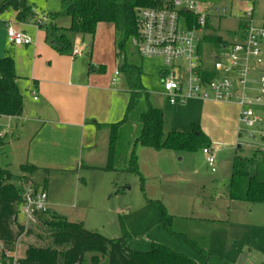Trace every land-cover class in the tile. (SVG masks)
Listing matches in <instances>:
<instances>
[{"label":"rangeland","instance_id":"374dc122","mask_svg":"<svg viewBox=\"0 0 264 264\" xmlns=\"http://www.w3.org/2000/svg\"><path fill=\"white\" fill-rule=\"evenodd\" d=\"M4 1L0 0V6ZM201 1H204L202 12L209 14V22L212 26L206 33L214 38L221 37L229 44L237 41V33L241 32L240 22L242 24L248 19L246 12L251 6H255V21L260 19L264 10V0ZM31 3L36 11L46 15L61 12L59 24H69L62 0H31ZM224 9L226 11H223ZM9 21L15 22L13 8L0 13V58L14 56L17 74L22 77L20 89L25 105L29 110L34 111L41 101L33 100L27 88L29 80L31 78L40 80V75H44L43 79L47 80L50 69L59 65L66 66L69 60L65 59L56 63L60 55L56 53L51 40H45V28L36 25H29L27 31L36 38L37 45L22 49L14 48L7 38ZM32 21L33 19L30 23ZM65 25L62 27H67ZM111 32L101 26L94 40L91 36L83 39L78 34H67L72 43L69 56L82 62L86 68L91 67L89 64L91 62L94 65L93 68L95 65L98 68L96 71L100 68L105 70L106 66V72L101 73L97 78L101 87H107V81H111L116 70L114 40ZM87 46L89 53L93 52L92 60L87 53ZM128 46H130L129 43ZM229 55V48H223V45L215 40L204 44L203 56L205 63L209 66H212L215 61L225 62ZM144 63L146 71L142 80L145 92L135 111L130 115L135 122L134 137L141 134V124L136 120L148 110L149 104L163 109L165 134L174 130L189 132L191 130L190 120L181 118L178 113L181 107H171L167 97L163 96L159 76L160 72L167 68L166 65L157 59H145ZM111 64L112 67L108 66ZM252 65L255 69L252 68L249 74L250 82L246 93L249 96L254 94L253 79L257 78L259 68L262 67L255 60H252ZM248 107L264 118V106L249 103ZM118 119L121 118L114 121L117 122ZM24 122L22 119H14L13 123L15 126L19 124V127L17 130L8 131L5 144L1 149V164L8 167L15 175L22 174L20 166L27 162L25 157L28 156V151L33 150L34 153H38L39 144L46 139L48 141L52 139L50 135V137L46 135L45 130L40 132L37 126H24L20 131L21 124ZM0 124V129L5 130L7 119H0ZM73 131L68 145L74 149L75 153L83 151L85 156L88 148L82 142L81 129L74 128ZM18 133L21 134L20 138H18ZM37 133L38 136L33 140ZM98 135L101 136L98 137L99 139L108 140L110 126L104 127ZM259 143L257 139H250L246 132L242 133L239 141L234 145L217 142L216 151L213 152L216 161L215 172H212L209 167L207 155L202 149L173 152L156 151L139 146L140 170L145 181L133 173L87 167L89 163L81 158L83 166L81 163V165L75 164L68 168L39 169L29 176L31 179H28L23 186L25 190L30 187L46 189L48 202L50 199L56 203L53 205V210L57 213L75 222L83 221L86 229L98 232L107 238H123L131 247L142 252L150 251L152 243L157 242L201 264H262L264 263V204L253 206L243 202L229 203L228 199L227 201L221 198L226 195L236 154L249 155ZM63 144L65 146V143ZM95 151L97 155L94 157V165L105 166V153H101L100 146ZM102 152H105V149ZM160 202L163 203L168 213L173 215L172 231L185 234L188 238L195 240L201 248L205 249L206 258L191 248L185 240L177 238L163 226L164 215ZM218 213H221L223 217L229 215L231 222L236 223L242 230L233 232L227 230V237H225L224 232L216 228L217 224L209 223L218 216L216 215ZM20 223L23 224L21 219ZM31 229L32 233L26 234L25 232L16 243L15 249L20 258L24 256L28 245L46 244V240L38 237V234L45 237L39 225L32 226ZM218 231L222 233L224 241ZM215 242H220L219 248H213Z\"/></svg>","mask_w":264,"mask_h":264},{"label":"trees","instance_id":"16d2710c","mask_svg":"<svg viewBox=\"0 0 264 264\" xmlns=\"http://www.w3.org/2000/svg\"><path fill=\"white\" fill-rule=\"evenodd\" d=\"M169 1L62 0L65 13L70 17V26H58L55 20L60 14L51 13L48 16L52 22L43 27H45L47 39L53 42L54 48L61 54H69L72 43L68 33L93 37L100 23H111L120 37L118 57L120 52L121 56L123 52H126L130 39L139 34L140 11L146 8L163 7ZM8 8H13L17 12L16 17L20 22H28L36 17V10L31 0H5L0 6V13ZM187 16L190 17L191 24L196 23V16L190 14ZM206 28H208L207 23L204 29ZM212 40L221 42L219 37ZM121 70L129 84L130 98L125 118L109 125L108 157L102 170L133 173L145 181L139 168L137 155L139 146L156 151L173 152L197 151L212 147V141L199 125H193L190 132L171 131L165 134L164 112L151 104L148 110L138 118L142 130L141 134L135 138V122L130 115L135 111L144 93L143 71L140 67L128 63L125 58L122 60ZM202 71L206 78L211 79L215 76L214 73ZM19 79L14 57L0 58V118L23 115L24 99L19 88ZM239 135L241 136L242 132ZM4 144L5 136L0 134V157ZM20 169L22 174L15 175L8 167L0 164V242L4 247L14 250L19 237L25 232L32 233L31 227L38 225L45 234V237L40 234L38 237L46 240L45 245H28L21 258V264H201L157 242L152 243L150 251H139L131 247L123 238L111 239L98 232L90 231L85 228L83 222L70 221L51 208L45 214L39 215L37 223L21 224L20 208L24 203L25 193L23 184L27 183L29 176L40 168L28 163L21 165ZM227 197L230 201L249 205L264 204V151L255 148L249 155L236 154L227 185ZM160 204L164 215L163 226L177 238L185 240L191 248L206 258L205 250L195 240L188 238L185 234L172 231L173 215L168 213L163 203L160 202Z\"/></svg>","mask_w":264,"mask_h":264},{"label":"crops","instance_id":"0c3cea01","mask_svg":"<svg viewBox=\"0 0 264 264\" xmlns=\"http://www.w3.org/2000/svg\"><path fill=\"white\" fill-rule=\"evenodd\" d=\"M197 1L199 2V9L202 12L203 9L202 4L204 1L201 0H197ZM251 7H254L252 22H250L248 19L244 20V23L242 24L240 22L241 32L237 33L238 36L237 41L229 44L227 41L224 42L222 38L219 37L221 38L220 43L223 45V48H229L230 52L232 46L241 43L243 44L246 42L247 39L246 36L249 27L251 26L259 27L262 24L264 10L262 11V15L260 19L258 21H255V6L253 5ZM226 9H224V11H226ZM53 14H57V13H53ZM59 14L60 16L55 20V23H57L58 26L62 27L65 24L64 25L59 24V20L62 13L60 12ZM207 15H208V19H207L208 28L203 30V36L199 43L198 51L200 57L202 58L201 70H205L206 72H211L216 74V72L213 69V65L212 66L207 65L205 63L206 61L203 56L204 44L213 41L212 39L214 38L206 33L212 27L209 22V14L207 13ZM16 16H17V12L15 11V22L13 21L12 23V21H9L7 26L9 24H14L17 27V29L23 30L24 32L28 33L27 27L29 25H35L34 19L31 23L30 21L20 22L17 20ZM68 18H69L68 19L69 24L65 25L67 27L70 26V17L68 16ZM239 19L241 20L242 17ZM185 20L187 27H192L195 24V22L194 23L192 22V24L190 23L191 19L190 17L187 16V14L185 15ZM50 22H52L51 19ZM101 26L108 29L109 31H112L111 33L113 34V40H114L113 52L115 55L116 63H114L115 64L114 66H116V70L112 75L111 81L108 80L107 83L105 82L107 87H101L97 81L98 76H100L101 73L106 72V66H105V70H102V68H100L98 71H96L98 68L96 67V65L95 68H93L94 65H92V63L90 62L89 64L91 67L86 68L84 64H82V62L76 61L75 58L74 59L72 58L73 56L72 57L69 56L71 52L69 54H61L55 49L56 53L60 55L58 56L57 58L58 60H56V63L68 59L69 60L68 64L66 66L64 65L54 66L52 69H50L49 70L50 74L48 75L47 80L43 79L44 75L39 76L40 80L38 78H31L29 80V84L27 87L33 97V100L36 102L41 101V103L35 107L34 111H31L26 107L24 101V112L21 117L1 118L2 120L7 119V124H6L7 128L3 130V134L5 138L7 137L8 131L10 129L13 131V130H17V127H19V124L15 126V123H13L14 119L15 120L22 119L23 121H25L23 124H21L20 131L24 128V126H29V127L37 126L36 128H40L39 129L40 132L45 130L46 135L48 136L50 135L52 137V139L50 138V141L46 139L41 143L39 142L40 151L38 153H34L33 150H30V152L28 151V156L25 157V160L27 159V162L25 164L31 163L39 167L40 169H54V168H64V167L68 168V166H74L75 164L81 165L83 159L84 162L89 163L87 167L101 169L102 166L97 167L93 163L95 162L94 157H96L97 155L96 153L97 150L95 151V149H98V146H100L101 153H105L106 162H107L109 137L108 140L103 138L99 139L101 136L98 135V133L101 132L104 129V127H106L107 125L116 123L114 120H116L117 118H121L118 119L119 121L125 118L127 112V106L130 98L129 84L125 74L121 70L122 60L125 58L127 59L128 63L140 67L143 71L142 78L146 71L144 68L145 59L148 60L157 59L160 61L162 60L160 58L141 56L130 41L128 42L130 46L127 45L126 52H123L122 56L120 52V55L117 57V52L119 53L117 44L119 47L118 42L120 37H118L117 35L115 26L111 23H100L97 27V30L101 28ZM96 32L94 36L96 35ZM94 36L91 37L93 40H94ZM82 38L85 39L86 37L82 36ZM33 39H34V43L30 45L15 46L10 43L9 44L12 45L14 48H20V49L28 48L30 46L37 45L36 38L33 37ZM45 40L49 41V39H47L46 31H45ZM51 44L54 47L52 41ZM87 49H88L87 53L89 54V58L90 60H92L93 52L89 53L88 46ZM240 55L242 57L241 59L242 65H244L246 63L244 59L245 55L243 53H241ZM225 62H227V59L225 60ZM249 65L251 71V69L254 68L252 65V60H249ZM259 65H262V67L259 68V73L257 78L253 79L254 94L251 95L250 97H253L258 93L259 79L261 73L264 71V67H263L264 62ZM15 66L17 72L16 60H15ZM108 66L112 67V64ZM117 70L120 71L118 75H116ZM183 73H184L183 68L177 71L178 75H183ZM170 75L174 76L175 70L166 68L160 72L159 79H160V84L162 86V90H163L162 93L164 97H167V95L165 94L163 88V80ZM34 76H36L35 73ZM21 78L22 77H20V79ZM20 79H19V88H20ZM115 79L116 82L113 83V80ZM99 82L101 83V80H99ZM249 82L250 80H248V84ZM142 84H143V80H142ZM144 92H145V87H144ZM170 105L171 107H176V106L181 107L180 111L178 112L179 116L181 118H184L185 120L186 119L190 120L189 122L191 124V130L193 128V125H199L201 127V129L204 131V133L210 138V140L213 143L212 147L210 148L212 153L216 151L215 147L217 142L225 143L231 146L239 141V137H240L239 134L241 132L240 130L241 106L236 101H215V100H202L196 98V99L188 100L185 104L177 103L175 105H172L170 103ZM262 123H263L262 125L264 126V118H262ZM14 126L15 128H13ZM74 128L81 129L82 138H83L82 142L86 144V147L88 148L85 156L88 157L84 156L83 151H80L79 153H75L74 149H72V147L68 145V142L72 137V133L74 132L73 131ZM20 131L18 132L21 133ZM164 131H165V116H164ZM174 131H182V130H174ZM19 133H18V138H20L21 135V134L19 135ZM36 136H38V133L35 135L33 140H35ZM58 140H60V142H58ZM63 143H65V146ZM84 144L83 147H85ZM238 147H241V145H238ZM138 148H137V155H138ZM103 149H105V152H102ZM139 158L140 157L138 156L139 168L141 169V161ZM0 164H1V159H0ZM141 174L143 176L142 172ZM143 178L144 180H146L144 176ZM43 190L47 192L46 189ZM221 198L227 200L228 199L227 192L226 195ZM231 202L233 203L238 201H230L229 203ZM49 204L51 210H53V205L56 203L49 199ZM228 208H230V206H228ZM216 215L218 216L215 217V219L213 218L211 221H209V223L212 222V225L217 224L216 228L221 229L219 231L224 232L225 237H227L226 236L227 230H230L231 232L235 230L237 231L242 230L240 227L236 225V223L231 222L229 215L228 216L225 215V217L221 216V213H218ZM78 222H83V221H78ZM219 231L218 233L222 235V233H220ZM222 240L224 241L223 235H222ZM219 244L220 242L219 243L215 242L213 248H219L220 246Z\"/></svg>","mask_w":264,"mask_h":264},{"label":"built area","instance_id":"2783aa9c","mask_svg":"<svg viewBox=\"0 0 264 264\" xmlns=\"http://www.w3.org/2000/svg\"><path fill=\"white\" fill-rule=\"evenodd\" d=\"M253 9L254 7H251L246 13L250 22L253 19ZM186 14L197 17L192 27H187ZM139 18V34L132 37L130 42L141 56L160 58L167 68L175 70L174 76L170 75L163 80V88L169 102L172 105L185 104L188 100L196 98L236 101L241 106V132H246L250 139L260 141L256 149L264 151L262 118L248 107L249 103L264 106V71L259 79L258 93L253 97L246 94L250 73L249 60H255L257 64L264 62V15L259 27L248 28L245 43L231 47L227 62L217 61L213 64L216 74L211 79L206 78L200 70L202 58L198 48L208 15L200 11L197 0H170L163 7L141 10ZM34 21L36 26L43 27L49 24L50 18L36 11ZM7 37L9 43L15 46L34 43L30 34L17 29L14 24L7 26ZM241 53L245 55L244 65H242ZM182 68L183 75H178L177 71ZM119 73L120 71L117 70L116 75ZM114 82L116 79L113 80ZM0 134L4 135L1 129ZM203 152L207 155L209 167L215 172L216 161L212 151L204 148ZM49 208L48 194L45 190L39 187L27 188L24 193V203L20 208L23 225L37 223L39 215L48 212ZM0 264H21L16 249L6 248L2 242H0Z\"/></svg>","mask_w":264,"mask_h":264}]
</instances>
